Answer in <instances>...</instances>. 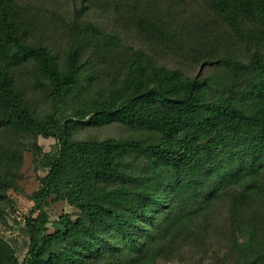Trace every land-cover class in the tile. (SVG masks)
I'll return each mask as SVG.
<instances>
[{
    "label": "trees",
    "instance_id": "1",
    "mask_svg": "<svg viewBox=\"0 0 264 264\" xmlns=\"http://www.w3.org/2000/svg\"><path fill=\"white\" fill-rule=\"evenodd\" d=\"M208 1L250 52L245 62L219 52L204 57L230 70L225 80L157 65L90 24L81 45L60 56L27 40L16 0H0V135L58 140L40 160L48 172L33 195L39 211L28 219V252L20 261L0 237V264H157L178 256L186 236L213 227L224 196L233 264H264V0ZM96 61L120 71L93 97L83 82ZM29 64L33 84L57 106L74 104L73 116H38L17 80ZM112 122L135 133L74 138L77 126ZM19 160V152L0 146V197L16 185ZM49 198L66 200L80 215L61 214L52 231Z\"/></svg>",
    "mask_w": 264,
    "mask_h": 264
},
{
    "label": "rangeland",
    "instance_id": "2",
    "mask_svg": "<svg viewBox=\"0 0 264 264\" xmlns=\"http://www.w3.org/2000/svg\"><path fill=\"white\" fill-rule=\"evenodd\" d=\"M26 14L25 30L31 43H43L53 52L63 55L70 47L80 46L82 27L90 24L103 36L115 35L146 59L157 65L179 69L190 76H215L225 80L230 70L222 63L206 64L205 56L219 52L234 59L247 61L250 52L232 31L228 23L211 7L208 0H16ZM81 4L86 5L80 9ZM89 44L93 39L87 41ZM90 66V65H89ZM120 71L115 66H102L99 61L84 73L83 92L93 97L105 92L110 79ZM17 80L24 89L30 106L42 119L73 116L71 102L56 105L54 100L36 87L32 66L18 69ZM135 130L120 122L100 126H77V140H104L133 135ZM54 136L18 134L7 131L0 135V146L20 153L14 178L16 185L0 197V237L12 246L22 261L29 249L27 225L29 217L38 214L34 193L41 187V178L48 169L41 166L45 153L56 149ZM229 197L224 196L213 208V227L196 238L186 236L181 253L171 259H160L157 264H233L227 231ZM49 213L50 229L61 214L73 218L80 210L66 200L44 205Z\"/></svg>",
    "mask_w": 264,
    "mask_h": 264
}]
</instances>
